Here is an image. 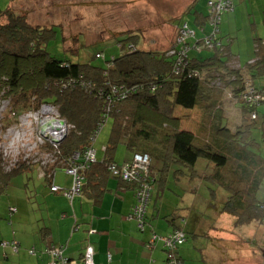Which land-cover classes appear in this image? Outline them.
Wrapping results in <instances>:
<instances>
[{
  "label": "trees",
  "instance_id": "trees-1",
  "mask_svg": "<svg viewBox=\"0 0 264 264\" xmlns=\"http://www.w3.org/2000/svg\"><path fill=\"white\" fill-rule=\"evenodd\" d=\"M55 36L54 26L33 25L25 12L12 6L0 8V109L7 102L6 112L0 110V137L2 128L6 131L21 115H36L50 105L69 130L62 143L46 140L42 148L56 157L57 164L76 167L81 188L98 164L112 175L111 166L124 165L114 162L113 153L124 137L134 153L126 163L136 156L149 159L129 182L136 183V195L147 186L152 196L157 159L165 176L172 172L186 179H207L227 192L230 201L224 202L222 212L237 215L240 221L244 217L243 223L264 222V38L256 40L255 56L241 67L230 45L218 36L215 47L206 45L214 54L204 56L203 49L193 50L188 43L166 50L142 49L141 34L130 31L118 38L119 55L96 54L106 63L98 66L76 59L80 47L63 48L67 52L63 56L51 52L48 44ZM227 92L242 117L234 127L224 114L222 95ZM199 109L205 110L200 128H186L183 116L189 114L184 112L196 116ZM110 117L112 136L105 159L98 163L94 142ZM90 150L95 161L86 160ZM25 155L8 156L0 147V176L7 175L4 190L15 173L42 160ZM175 230L188 238L184 227Z\"/></svg>",
  "mask_w": 264,
  "mask_h": 264
},
{
  "label": "rangeland",
  "instance_id": "rangeland-1",
  "mask_svg": "<svg viewBox=\"0 0 264 264\" xmlns=\"http://www.w3.org/2000/svg\"><path fill=\"white\" fill-rule=\"evenodd\" d=\"M194 4L199 10L208 12V0H0V8L5 9L12 6L19 12H25L29 22L33 25L54 26L56 36L48 44L51 52L63 56L67 53L65 50L80 47V53L76 59L88 64L98 66L106 64L104 58L96 57L98 52L109 57L113 53L119 55L121 48L118 45V38H124L123 35L130 31L141 34L138 39L142 40L139 45L142 49L166 50L188 43V47H193V50L203 49V52L207 53L204 56L214 54V50L207 48L205 43L206 37L215 35L212 33L211 26V24H216L212 21L213 7L214 13L223 12L220 15L217 36L222 38L224 32H221L222 26L227 31L230 29L231 33L235 32L241 38L239 42L231 46L232 52L237 56H243L245 60L255 55L253 51L248 50L253 37L249 36L250 23L242 8H239V14L234 15L231 12L234 10L232 0L228 3L229 5L221 9L213 5L207 17L206 30L202 31L192 10ZM222 18L226 24L221 23ZM255 21L257 22L256 14ZM185 24L189 28L183 29ZM191 30L195 31V34L183 40L182 37ZM223 39L227 42L226 37ZM207 40L211 39L207 38ZM222 97L228 125L234 127L242 122V117L235 107L236 103L231 100L233 97H230V93H224ZM6 106L7 102L0 110L6 112ZM198 111L195 113L196 116H189L193 114L192 112H184V114H189L183 116L186 128L194 131L200 128L205 117V110L199 109ZM36 117L37 115L32 113L24 114L15 120L6 131L2 128L1 147L8 153L32 154L33 149L40 142L35 133ZM204 125H210L206 127L207 130L211 128L210 118L209 122ZM113 127L114 118L110 117L94 142L95 149L102 152L103 156L105 147L110 142ZM121 139V143L116 146L113 153L114 157L122 161L131 150L124 137ZM45 151L42 147L37 149L38 155L42 157L41 162L46 157ZM23 173L29 174L27 169ZM170 176L171 179L166 181L169 193L167 196L171 202V199L175 200L173 207L180 206L181 214L187 219L188 242L202 261L198 264H264V222L256 220L243 223L247 221L244 217L241 216L242 222L237 215L222 212L226 205L224 202L230 201L229 194L210 180H183L185 176L179 177L172 172ZM5 177H7L5 174L0 176V242L12 240L15 237L14 233L17 237L24 233L19 229L23 223L15 225L10 223L9 208L15 205V199L12 196L14 193L12 185L7 190H4L2 186ZM158 188L155 190L157 197L158 193L162 192L160 194L162 195L165 191L161 187L162 190L158 192ZM201 220L205 221H203L204 226L199 225L197 228ZM194 233L203 236H196ZM23 235L26 237L25 234ZM30 256L33 255L25 251V248L15 252L10 247L0 245V264H29ZM7 257H9L8 261ZM189 263L197 264L194 261Z\"/></svg>",
  "mask_w": 264,
  "mask_h": 264
},
{
  "label": "crops",
  "instance_id": "crops-1",
  "mask_svg": "<svg viewBox=\"0 0 264 264\" xmlns=\"http://www.w3.org/2000/svg\"><path fill=\"white\" fill-rule=\"evenodd\" d=\"M233 1L234 10L231 12L234 15L239 14V8H242L249 20L251 30L249 36L253 37V41L248 50L256 53V40L264 38V0ZM195 5L192 10L200 30L204 31L209 11L199 10ZM221 23L226 24L224 18ZM221 32L222 38H227V42L226 39L223 41L230 47L241 40L239 34L231 33L230 29L227 31L223 26ZM230 38L232 41H228ZM250 59L245 60L243 56L238 55L237 60L238 64L244 67ZM45 152L46 161L38 160L35 165L27 166L25 169L29 174L23 173L25 169L18 171L12 176L13 179L11 177L8 185V188L13 186L12 196L15 199V205L9 208L10 223L12 225L23 223L21 228H18L26 235L17 237L14 233L15 237L9 242H17L20 251L25 248V251L33 255L30 256L29 264H51L52 258L47 252L50 247L61 248L65 257L77 261L78 264H84V254L88 245H93L95 249L94 264H168L164 238L179 226L187 231L188 222L187 219L186 223L183 222L186 217L181 214L180 206L173 207L175 200L171 199V202L168 199L166 181L168 182L171 176L170 174L165 176L160 171L162 168L160 161L157 159L153 161L158 172V180L154 182L146 218L141 226L140 220L133 215L137 203L136 183L117 178L103 168V165L98 164L87 173L80 193L69 196L67 192L75 185V176L68 171L70 163L59 165L52 153L47 150ZM105 157L106 154L103 156L102 152L97 151L98 163ZM124 158L121 161L114 157V162L117 164L130 162L134 158V153L131 151ZM53 184L59 186L61 191L53 192L51 189ZM158 185L165 191L162 195H160L162 192L158 193L157 197L155 190ZM161 187L158 188V192L162 190ZM13 207L17 210L13 211ZM203 221L198 222L197 228L199 225L204 226ZM194 234L203 236L199 233ZM188 239L189 237L179 248L180 260L183 264H192L189 263L191 261L202 263ZM6 259L8 261L9 257ZM203 260L206 262L205 257Z\"/></svg>",
  "mask_w": 264,
  "mask_h": 264
},
{
  "label": "built area",
  "instance_id": "built-area-1",
  "mask_svg": "<svg viewBox=\"0 0 264 264\" xmlns=\"http://www.w3.org/2000/svg\"><path fill=\"white\" fill-rule=\"evenodd\" d=\"M231 0H209V6L212 8L213 5L221 9L225 5H229L228 3ZM214 8V7H213ZM213 8L211 10V13H213V19L212 21H215L216 24H211L213 26V31L212 33H215L214 36L212 37H206L205 38V43L209 47H215V42L214 39L219 33V22H220V15L223 12H218L214 13ZM218 24V25H217ZM188 27L187 24H185L184 28ZM189 28V27H188ZM195 34V31H189L186 36H183L182 39L185 40L188 36H192ZM207 38H210L211 40H207ZM219 45V44H218ZM217 45V46H218ZM188 50V48H186ZM28 115V114H27ZM36 121H35V133L36 137L40 140L36 147L33 149L34 155H38L37 149L42 147L43 143L46 140H49L52 142L53 139H60V138H66L69 130V125L68 123L59 118L57 116L56 110L54 107L50 105H44L39 113L36 114ZM50 122H56L55 127H48L44 133H42V128L43 125L46 123ZM1 139V137H0ZM53 143V142H52ZM57 145V144H56ZM1 147V145H0ZM2 148V147H1ZM6 148V147H5ZM3 149V148H2ZM4 150V149H3ZM29 150V148L27 149ZM5 151V150H4ZM26 153V152H24ZM5 154L8 156H13L16 157L19 154H13L12 152L8 153L5 151ZM29 153H26L25 157H28ZM78 156L75 155L74 159H76ZM95 152L90 150L87 153V158L89 162L95 161ZM47 158H45V161ZM149 163L148 157H142V156H136L134 161L132 163H125L123 166L118 167L116 165L111 166V171L114 176H120L124 181L131 182L133 180H136V177L139 173V170L145 165ZM68 171L75 176V185L73 189L67 192L69 196H75L80 193L81 191V180L80 177L77 176V169L76 167H71L68 168ZM49 177V176H48ZM51 189L53 192H59L61 191L59 186L52 185ZM150 188L147 186H143L141 189L138 190L137 192V203L136 206L134 207L133 210V215L138 218L141 222V226L144 223V220L146 218V212H147V207L150 201ZM16 209H13L15 211ZM165 246H166V251H167V262L168 264H183L182 260L179 258V248L180 246L187 241L186 235L181 231V230H174L171 233H169L165 238ZM3 246H11L14 251H18L19 246L17 242H9L5 241L1 243ZM48 254L52 258L51 264H78L77 261L71 260L68 257H65L63 254V251L61 248L58 247H50L47 249ZM94 246L93 245H88L85 254H84V259L83 262L84 264H94Z\"/></svg>",
  "mask_w": 264,
  "mask_h": 264
},
{
  "label": "water",
  "instance_id": "water-1",
  "mask_svg": "<svg viewBox=\"0 0 264 264\" xmlns=\"http://www.w3.org/2000/svg\"><path fill=\"white\" fill-rule=\"evenodd\" d=\"M56 124H57L56 122H50V123H46V124H44V125H43V128H42V133H44L45 130H46L48 127H50V126L55 127ZM64 139H65V138L53 139L52 142H53L54 144H60V143H62V142L64 141Z\"/></svg>",
  "mask_w": 264,
  "mask_h": 264
},
{
  "label": "clouds",
  "instance_id": "clouds-1",
  "mask_svg": "<svg viewBox=\"0 0 264 264\" xmlns=\"http://www.w3.org/2000/svg\"><path fill=\"white\" fill-rule=\"evenodd\" d=\"M65 140V139H64Z\"/></svg>",
  "mask_w": 264,
  "mask_h": 264
},
{
  "label": "flooded vegetation",
  "instance_id": "flooded-vegetation-1",
  "mask_svg": "<svg viewBox=\"0 0 264 264\" xmlns=\"http://www.w3.org/2000/svg\"><path fill=\"white\" fill-rule=\"evenodd\" d=\"M14 242V241H13Z\"/></svg>",
  "mask_w": 264,
  "mask_h": 264
}]
</instances>
